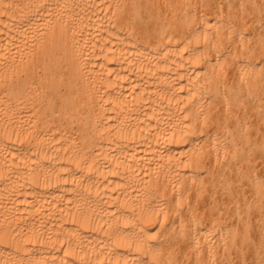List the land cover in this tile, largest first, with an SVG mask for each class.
<instances>
[{
  "label": "bare ground",
  "instance_id": "bare-ground-1",
  "mask_svg": "<svg viewBox=\"0 0 264 264\" xmlns=\"http://www.w3.org/2000/svg\"><path fill=\"white\" fill-rule=\"evenodd\" d=\"M0 264H264V0H0Z\"/></svg>",
  "mask_w": 264,
  "mask_h": 264
}]
</instances>
